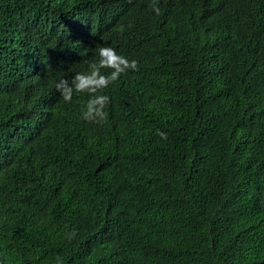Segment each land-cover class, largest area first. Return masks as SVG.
I'll return each mask as SVG.
<instances>
[{"label": "trees", "instance_id": "trees-1", "mask_svg": "<svg viewBox=\"0 0 264 264\" xmlns=\"http://www.w3.org/2000/svg\"><path fill=\"white\" fill-rule=\"evenodd\" d=\"M0 264H264V0H0Z\"/></svg>", "mask_w": 264, "mask_h": 264}, {"label": "clouds", "instance_id": "clouds-1", "mask_svg": "<svg viewBox=\"0 0 264 264\" xmlns=\"http://www.w3.org/2000/svg\"><path fill=\"white\" fill-rule=\"evenodd\" d=\"M154 10L159 13L158 8H155ZM98 54L100 59L98 62L90 65L91 71L89 73H77L73 77L71 84L63 79L56 83L55 87L57 91L62 94L65 101L71 100L73 91H88L95 93L97 89L116 80L126 69L136 68V62L134 60L129 61L124 56L118 54L112 47H101L98 49ZM105 67L112 68L113 71L108 75H102L100 69ZM107 99V96H96L90 99L86 105V110L82 113L83 118L86 120H92L94 118L103 119L104 114L101 111V108ZM67 186L68 184L62 188L67 190ZM57 201L62 202L59 206L64 208L68 202L65 193L58 194ZM58 213L62 214L63 209L58 210Z\"/></svg>", "mask_w": 264, "mask_h": 264}]
</instances>
